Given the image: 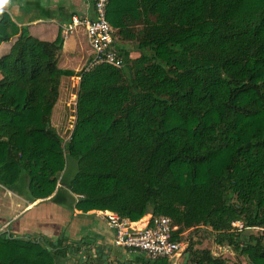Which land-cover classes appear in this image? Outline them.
Listing matches in <instances>:
<instances>
[{"label": "trees", "instance_id": "1", "mask_svg": "<svg viewBox=\"0 0 264 264\" xmlns=\"http://www.w3.org/2000/svg\"><path fill=\"white\" fill-rule=\"evenodd\" d=\"M107 20L123 67L75 73L59 67L61 29L41 41L3 14L0 44L16 40L0 58V185L26 178L37 201L66 176L78 211L166 216L180 241L204 231L246 264H264V0H110ZM75 76L65 142L52 114L62 80ZM85 245L3 233L0 264H58ZM184 259L231 264L194 245Z\"/></svg>", "mask_w": 264, "mask_h": 264}, {"label": "crops", "instance_id": "2", "mask_svg": "<svg viewBox=\"0 0 264 264\" xmlns=\"http://www.w3.org/2000/svg\"><path fill=\"white\" fill-rule=\"evenodd\" d=\"M94 2L95 0H0V20L3 14H9L18 27H27L30 35L41 41L53 42L61 29L64 46L59 67L62 65V69L77 73L82 66L80 59L85 62L86 58L80 43V37L86 35L85 29L78 27L75 33L66 35L65 27L71 23L72 17L93 19ZM15 40L13 38L8 43L0 44V58L9 53ZM74 57L79 59L75 69L68 68L75 63ZM90 59L91 56L89 61ZM63 186L58 185L51 197L34 201L26 178L13 189L0 185V234L20 238L42 236L53 242L65 235L72 242L86 244L80 251L81 264H84V256L89 260L105 261L104 264H130L129 261L137 260V256H143L115 247L114 231L98 215L99 211H78L75 207L78 197Z\"/></svg>", "mask_w": 264, "mask_h": 264}, {"label": "built area", "instance_id": "3", "mask_svg": "<svg viewBox=\"0 0 264 264\" xmlns=\"http://www.w3.org/2000/svg\"><path fill=\"white\" fill-rule=\"evenodd\" d=\"M109 1L96 0L93 19L73 17L72 22L65 27L66 35L75 33L78 27L85 29L87 44L92 51L91 59L85 67L86 71L101 64L118 69L123 67L118 50L119 37L107 20ZM77 78L81 81V77ZM98 215L114 231L115 247L141 254L151 261L166 259L170 264H177L183 243L175 238V228L170 218L147 215L138 222H131L109 211H99ZM233 226L243 228L240 222L234 223Z\"/></svg>", "mask_w": 264, "mask_h": 264}, {"label": "rangeland", "instance_id": "4", "mask_svg": "<svg viewBox=\"0 0 264 264\" xmlns=\"http://www.w3.org/2000/svg\"><path fill=\"white\" fill-rule=\"evenodd\" d=\"M80 43L82 45L83 55L86 57L85 62H81L80 59V70L77 73L82 72L85 67L89 63V58L92 54L91 49L89 48L87 44L86 35L80 37ZM138 54H132V57H137ZM75 63L68 66V68L75 69L76 62L79 61L77 57H74ZM61 69L64 67L60 65ZM79 84L80 81H78V78L70 77V78H64L62 81L61 89H60V98L58 100V103L56 104L53 114H52V123L53 126L58 131L61 138L67 142L69 141L72 131L75 126L76 122V102H77V95L79 91ZM68 171L70 175L74 174V167L71 166V163H68ZM71 178V177H70ZM60 184L63 186L66 185L69 182V178L62 175L59 177ZM261 186L264 188V177L261 180ZM63 188L67 189L63 186ZM79 199V197H78ZM77 199V200H78ZM239 228V227H237ZM247 234H253L256 236H259L262 234V231L259 229H252L250 231L246 232ZM183 239L181 242L183 243V250L181 252V256L176 261L177 264H183L184 263V256L185 251L189 250V247L191 245H194L195 250H203L208 249L213 252L215 255L223 256L226 260H228L231 264H235L238 262H242L243 264H246L245 261L242 260V258H237L233 252L228 250L227 248H221L214 244L213 239L207 235L204 231H192L188 230L183 235ZM80 251L74 254V256H68L67 259L61 260L58 264H81L82 259L80 260ZM83 262L86 264L87 262H90V264H104L105 261H99V259H90L83 257ZM174 261V260H173ZM136 260L129 261L130 264H135ZM108 263V262H107ZM111 264V263H108Z\"/></svg>", "mask_w": 264, "mask_h": 264}]
</instances>
